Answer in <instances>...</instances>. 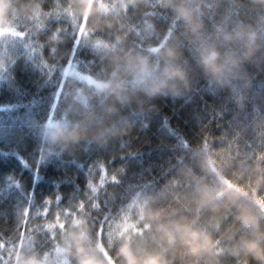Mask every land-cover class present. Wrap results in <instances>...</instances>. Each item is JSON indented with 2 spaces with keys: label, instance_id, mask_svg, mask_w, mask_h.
Instances as JSON below:
<instances>
[{
  "label": "clouds",
  "instance_id": "9594fccd",
  "mask_svg": "<svg viewBox=\"0 0 264 264\" xmlns=\"http://www.w3.org/2000/svg\"><path fill=\"white\" fill-rule=\"evenodd\" d=\"M73 34L87 63L61 47ZM42 35L63 103L35 124L41 160L127 135L132 117L188 96L198 80L239 104L264 77V0H0V79L12 42ZM251 125L264 128V116ZM182 147L187 161L178 157L159 189L128 186L103 238L69 218L47 248L31 235L0 239L3 264H264V143L230 156L202 142Z\"/></svg>",
  "mask_w": 264,
  "mask_h": 264
},
{
  "label": "trees",
  "instance_id": "16d2710c",
  "mask_svg": "<svg viewBox=\"0 0 264 264\" xmlns=\"http://www.w3.org/2000/svg\"><path fill=\"white\" fill-rule=\"evenodd\" d=\"M157 23L167 26L166 15ZM21 39L10 45L9 75L0 79V239L20 242L31 235L47 248L69 218H83L94 229L104 220L106 231L108 220L122 210L129 185L159 189L174 175L177 158L187 161L182 142L206 143L225 156L264 143V128L251 125L254 117L264 116V77L253 79L239 104L226 91L211 92L198 80L188 96L159 98L153 111L132 117L127 135L103 147L81 142L74 155L41 160L35 124L63 103L60 77L43 35L39 42ZM61 47L74 51L82 63L92 59L75 34ZM242 126L248 129L244 138L236 132ZM7 258L0 251V264Z\"/></svg>",
  "mask_w": 264,
  "mask_h": 264
},
{
  "label": "snow or ice",
  "instance_id": "6c2138e0",
  "mask_svg": "<svg viewBox=\"0 0 264 264\" xmlns=\"http://www.w3.org/2000/svg\"><path fill=\"white\" fill-rule=\"evenodd\" d=\"M20 35H23V33H21ZM101 168H102V165H101ZM113 179H115V177H113ZM57 199H59V197H57ZM45 203H47V201H45ZM92 206H93V207H98V205L95 204V203H93ZM23 211H24L25 213H27V212H28V209H27V208H24ZM45 211H46V209H45ZM58 222H59V221H58ZM104 224H105V221H104V220L100 221V222H99V227L95 229V230H97V231L100 233V236H101L102 238H103L104 235H105ZM45 227H50V225H45Z\"/></svg>",
  "mask_w": 264,
  "mask_h": 264
}]
</instances>
